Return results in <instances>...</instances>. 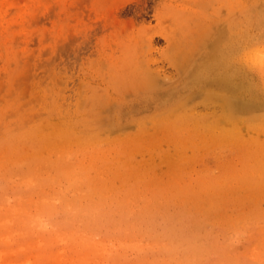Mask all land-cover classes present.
<instances>
[{"label": "rangeland", "instance_id": "374dc122", "mask_svg": "<svg viewBox=\"0 0 264 264\" xmlns=\"http://www.w3.org/2000/svg\"><path fill=\"white\" fill-rule=\"evenodd\" d=\"M214 27L264 103V0H0V264H264V104L173 105Z\"/></svg>", "mask_w": 264, "mask_h": 264}, {"label": "bare ground", "instance_id": "6f19581e", "mask_svg": "<svg viewBox=\"0 0 264 264\" xmlns=\"http://www.w3.org/2000/svg\"><path fill=\"white\" fill-rule=\"evenodd\" d=\"M219 31L220 30L216 29V27L211 28L210 32L207 34V39L201 40L200 46L207 44L208 47V50H205L206 52L202 57H197L196 51L199 50L197 49L198 45L193 46L192 49L185 54H174L171 56L166 54V56L168 62L174 67L178 76L182 78L181 84L176 88V94L173 95V105H183L187 100L198 95L202 97L203 100L201 102L203 105H212L214 109H217V112H219L221 116L218 117L216 121L221 123L225 121L224 119V121L221 120L222 116L231 118L237 115L236 117L238 118L239 114L240 117L242 113L250 109L259 110L263 107L264 103L262 102V97L256 92L251 93L248 98L239 95L242 86H244L243 83L241 84L238 81V71L235 66L237 60L235 54L237 52L239 40H237L238 38L233 32H229L230 34L226 38L228 43L226 45H220L218 43L222 42L223 34L221 33L223 32L221 31L219 33ZM158 35L165 38L168 44L174 41L173 37L171 39V35L165 32H158ZM261 50L260 53L262 52V54H264V50ZM256 51L257 53L259 52L258 50ZM260 53L258 54V59L260 58L262 65H264V60L261 58L264 55L261 54L262 56L260 57ZM226 59V64H228V66L227 70H224ZM205 61H207V63H205L203 68L202 66ZM199 66L201 67L200 69ZM236 117L234 118L236 119ZM229 118H227V120L231 121L232 118ZM238 120L231 122H236L237 124ZM259 169L261 172H264V160L261 161ZM86 245L87 244H85V248ZM92 247L96 249V251L103 249L100 242H92ZM83 254H87L86 251ZM4 255L5 254L0 252L1 259ZM28 264H31V262Z\"/></svg>", "mask_w": 264, "mask_h": 264}]
</instances>
